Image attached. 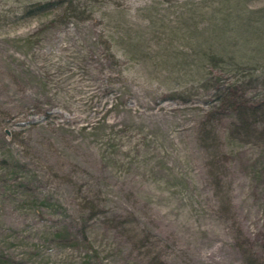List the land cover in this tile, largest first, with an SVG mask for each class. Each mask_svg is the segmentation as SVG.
<instances>
[{"label": "rangeland", "instance_id": "rangeland-1", "mask_svg": "<svg viewBox=\"0 0 264 264\" xmlns=\"http://www.w3.org/2000/svg\"><path fill=\"white\" fill-rule=\"evenodd\" d=\"M184 1L192 30L172 31ZM215 1L100 0L85 19L52 24L0 0V159L28 172L0 160L1 251L27 264H98L52 240L72 222L106 264H264V112L252 131H232L231 116L204 123L209 74L188 61L180 75V51L204 49L196 35ZM148 20L139 58L123 53L127 36L107 52L109 35L136 37ZM253 67L249 94L264 98V65L243 71ZM46 195L63 207L42 204Z\"/></svg>", "mask_w": 264, "mask_h": 264}, {"label": "trees", "instance_id": "trees-1", "mask_svg": "<svg viewBox=\"0 0 264 264\" xmlns=\"http://www.w3.org/2000/svg\"><path fill=\"white\" fill-rule=\"evenodd\" d=\"M16 1L23 4L20 17L39 16L49 18L52 24L57 21H67L70 18L85 19L87 15H92L94 12V3L100 4V0ZM210 4L205 8V10L211 11L210 23L200 29L201 34L199 32L200 35H196V39L199 37L200 41L197 39L195 42L204 49L202 52L195 54L196 58H189L188 53L183 52V50L180 51V56L185 58V63L180 67V75H184L189 71L187 69L188 63H186L188 61L191 63L200 62L201 64L198 66L200 71L203 73L206 70V73L209 74V76H204V79L207 80L208 85L213 86L215 103L212 108L207 110L204 123H208L218 115L231 116L230 128L232 131L243 129L252 131L257 129L258 122L262 119L264 98L260 94L255 96L249 94L248 86H251L249 83L251 81L255 82L252 79L259 77L256 75L254 67L250 69V72H244L243 68L246 69L245 67L252 64L264 65V6L259 8L250 7L247 5V0H219L218 3L215 1ZM189 5L187 1L180 4L182 8L180 10V26L177 29L172 27V31H177L183 27L185 31L192 30V24L190 25L188 19L181 17L186 14ZM210 11H206V13ZM145 15L149 16L152 13L148 12ZM148 21L144 25L141 23L139 30L136 29V37L130 31L126 32L129 27H125L126 34L116 36L114 33V35H109L112 43L106 44L105 49L107 52L115 55V49L119 51L118 44H120L121 39L127 36V47L129 49L125 48L127 52L124 51L123 53L125 55L129 54L132 59L139 58V54H143L139 53L140 49L146 48V37L143 32H147L150 27L154 28L155 26V21ZM201 38L202 41L205 40L204 38L209 40L201 42ZM180 39L185 38L180 37ZM6 155L0 159L1 165L6 170L15 168L16 172L23 174V178L28 177V172L25 169L27 165L15 159L11 154L6 153ZM38 197L42 204L50 207L55 205L63 207L59 200L53 201L49 195ZM50 233L52 240L56 243L83 252L86 263H91L92 259H95L98 264H106L86 225L78 226L72 222H64L55 226ZM141 244L147 246V237L141 241ZM161 261L166 262V258L161 257ZM0 264H27V260L24 257L20 259L13 258L0 250Z\"/></svg>", "mask_w": 264, "mask_h": 264}]
</instances>
